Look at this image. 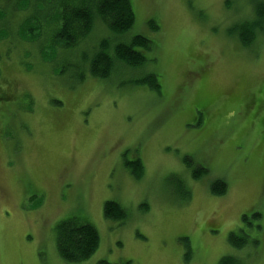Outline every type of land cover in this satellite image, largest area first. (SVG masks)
<instances>
[{
    "label": "rangeland",
    "instance_id": "374dc122",
    "mask_svg": "<svg viewBox=\"0 0 264 264\" xmlns=\"http://www.w3.org/2000/svg\"><path fill=\"white\" fill-rule=\"evenodd\" d=\"M130 1L121 40L152 41L137 72L90 74L104 25L71 50L16 17L0 40V264H264V35L245 48L238 30L252 0ZM70 218L99 234L85 262L59 256Z\"/></svg>",
    "mask_w": 264,
    "mask_h": 264
},
{
    "label": "trees",
    "instance_id": "16d2710c",
    "mask_svg": "<svg viewBox=\"0 0 264 264\" xmlns=\"http://www.w3.org/2000/svg\"><path fill=\"white\" fill-rule=\"evenodd\" d=\"M252 2L255 12L253 26L249 29L244 26L245 30L243 27L238 29L239 40L245 48L250 47L258 35H264V0ZM16 17L22 18V22L18 20L16 25H39L42 34L53 25L50 34L52 46L59 47L63 44L71 50L80 43L91 40L96 27L106 26L112 38H105L99 43L98 50L90 60L89 70L92 76L102 80H109L123 70H142L147 61L143 50L152 49V41L140 35L130 40H121L131 32L136 21L130 0H0V40L11 36L12 29L17 30L21 36L22 27L16 29L12 22ZM145 82L153 89L158 88L154 78ZM140 178V175L137 176V179ZM226 190L223 182L215 183L212 187V192L216 195H224ZM104 213L108 220L124 218L122 208L114 202L105 204ZM232 244L238 248L247 245L244 241ZM99 245V234L91 224L70 218L57 226L58 253L68 263L87 261L95 254ZM220 264L242 263L226 257Z\"/></svg>",
    "mask_w": 264,
    "mask_h": 264
}]
</instances>
